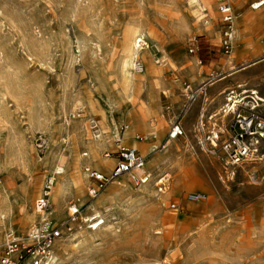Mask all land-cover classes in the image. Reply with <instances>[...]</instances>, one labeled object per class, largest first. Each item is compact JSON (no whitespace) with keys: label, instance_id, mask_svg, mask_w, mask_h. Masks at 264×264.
<instances>
[{"label":"rangeland","instance_id":"374dc122","mask_svg":"<svg viewBox=\"0 0 264 264\" xmlns=\"http://www.w3.org/2000/svg\"><path fill=\"white\" fill-rule=\"evenodd\" d=\"M225 2L233 6L236 28L233 0H0V263L8 234L27 242L38 223L36 201L56 160L85 181L59 209L50 200L53 226L72 228L54 246L56 264H264V141L250 161L231 168L209 152L212 135L234 116L221 109L228 90L216 104L205 102V92L187 99L193 70L206 60L199 63L205 32L220 34L219 48L231 50L223 45V15L216 8ZM132 29L150 47L144 44L137 60L157 62L165 83L151 101L148 84L128 99L116 87V63ZM194 37L200 50L191 54ZM212 74L214 82L221 78ZM136 111L147 124L135 127V139H125L134 124L128 116ZM256 111L264 119V106ZM175 121L183 133L172 139ZM97 135L109 141L101 157L114 159L106 171L94 162L76 163ZM134 143L152 151L145 165L150 181L123 176L93 197L97 182L90 172L109 174L119 146ZM196 193L204 199L194 200ZM72 202L80 210L74 221ZM106 208L99 228L87 229L95 211Z\"/></svg>","mask_w":264,"mask_h":264},{"label":"built area","instance_id":"2783aa9c","mask_svg":"<svg viewBox=\"0 0 264 264\" xmlns=\"http://www.w3.org/2000/svg\"><path fill=\"white\" fill-rule=\"evenodd\" d=\"M263 5L264 0H259L251 6L253 9H257ZM216 8L217 11L223 15V45L227 49H231L232 42L235 39V15L233 6L229 2H225L218 4ZM199 50V40L194 37L190 41L189 52L191 54H196ZM202 62V59H199V63ZM142 67L143 64L141 61L137 60L135 64L136 70L140 71ZM215 77V75L211 74V76L198 88L188 93L187 99L189 101L194 100L198 93H204L206 86L211 83ZM231 94V103L235 101L244 102L243 98L241 99L239 96H235L234 93ZM251 100L252 102L246 101L248 111H246L245 114L240 112L241 108H244L243 106L229 114L234 115L232 116L229 127L225 128L226 130L214 133L210 140L209 152L212 155L222 156V160L226 165L234 169L250 161L251 159H249V157L259 152L261 144L264 141V119L260 117L256 111L258 108L257 105H259L258 101L254 99ZM241 105L244 104L241 103ZM182 133L183 131L180 123L175 121L169 133L170 138L174 139ZM223 133L226 134L224 137H222ZM115 154L116 164L109 174H102L95 170L90 172V176L97 182V187L90 190V194L93 197H96L109 183L125 175L129 176L136 184H144L149 180V176L145 169L147 158L142 155L138 149L132 146H119ZM87 171H90V169H87ZM52 188L53 182L47 180L43 186L40 198L36 201L38 212L46 216H51L53 214V208L50 202ZM193 197L194 200H202L205 196L201 193H196ZM71 204L72 206L69 208V218L71 221H74L80 210L75 202ZM171 208L178 209V206L173 203ZM65 229L66 230H64L63 224L51 228L41 226L34 227L27 234V242H21V239L15 237L13 233H9L8 236L10 239L0 264H49L53 246L56 244L57 240L63 238L66 231H71L72 228L66 225Z\"/></svg>","mask_w":264,"mask_h":264},{"label":"crops","instance_id":"0c3cea01","mask_svg":"<svg viewBox=\"0 0 264 264\" xmlns=\"http://www.w3.org/2000/svg\"><path fill=\"white\" fill-rule=\"evenodd\" d=\"M233 1L237 2L235 9L238 16L236 36L231 50L219 48L222 45L220 34L205 32L202 46L204 55L201 59L203 61L205 57L206 60L200 70H193L194 89L206 81L213 71L221 74V78L212 81L210 87L206 86L205 102L208 99L215 104L221 102L223 94L228 90L227 95L232 96L231 91L234 92L235 96L243 98L245 105H247L246 101L252 102L251 99H254L258 101V107L264 106L262 101L264 99V5L253 9L251 5L259 0ZM224 52L229 55H224ZM227 95L225 105L229 101ZM241 103L242 101H239L237 104L238 109L242 106ZM221 109L225 113V108ZM213 117L210 115L207 120H213Z\"/></svg>","mask_w":264,"mask_h":264},{"label":"bare ground","instance_id":"6f19581e","mask_svg":"<svg viewBox=\"0 0 264 264\" xmlns=\"http://www.w3.org/2000/svg\"><path fill=\"white\" fill-rule=\"evenodd\" d=\"M143 36H144L143 33L139 29H134V30L132 29L124 36V42L122 44L123 48L121 50V55H120V57L116 63L115 73H116L117 78L115 76L114 77L119 81L118 82L119 85H116V87H118L119 92L126 99L132 97L133 93L136 94V97L138 94H141V93H139V88H138L139 84H145V85L148 84L147 96H148V99L151 101V97L153 94H156V97H157V95L159 93H161L162 86L165 83H162V81H160V78H159L160 72H159V69L156 65L157 62L147 61V63H145L143 65L142 70H140V71H137L135 68V60L140 58L139 55L142 52V50L144 49V44L146 45L147 48H150L148 42L143 41V43H144L143 45L140 43L143 40L142 39ZM234 36H236V28L235 27H234ZM137 73H139V74H137ZM141 88H143V87H140V90H141ZM231 93H234V92H231ZM228 95H230V94H228ZM229 97L230 98H228V100H230V101H228L227 104L224 106V108H226V109H224L225 114H229L230 112L231 113L235 112L238 109L237 104H239V101H235L234 103H231V100H232L231 97L232 96H229ZM262 101H264V99ZM141 106H143V103ZM128 117H129V120H132L134 124H131V127L127 126V129L125 132V139H135V137H134L135 127L144 126L143 124L145 123V115H143L142 112L138 113L136 111V112H131V114ZM145 124H147V123H145ZM103 125L106 126L107 125L106 122H104ZM112 131H114L113 135L116 134V136H118L117 135L118 131H116L115 127L112 128ZM118 141L119 142L122 141L120 137L116 142H118ZM168 143H169V141H168ZM108 144H109V141L105 135L91 136L89 138L88 142L86 143L88 148L86 149V151L84 153L78 155V157L76 158V163L81 164L82 162H87V163L94 162L97 164V167L100 170H104V171L108 170L111 167L112 163L114 162V159L101 157V150L104 147H106ZM134 146H135V148L139 149L142 152V154L146 157L148 155H150L152 152V151L147 150V148L145 146L139 147L135 143H134ZM49 168H50V171L48 172V174L50 175V176H48L50 178L49 180L51 182H53V185H55V186H53L55 189L52 191L53 193H52L50 200L54 201V203H56L57 208L59 209V207L63 204L65 197L72 191V187L75 186L77 190H80L81 187L83 188L85 181H84L83 175L81 177L80 176L75 177V178L71 177V175L67 173L66 168L59 165L56 160L54 162H52V165ZM147 174L149 176V180L146 183H148L150 181V177L152 176L151 173L147 172ZM125 176H127V175H125ZM146 183H144V184H146ZM147 190H149V189H147ZM34 194H35V192H34ZM108 210L109 209L106 208V210L103 213H101L99 211H95L94 215L96 217L98 216L99 218L98 217L97 218L91 217L93 223L91 226H87V229L92 227V228H94L93 230L95 231L97 228H99L98 226H100L103 222L101 220L102 216H103L102 214L108 212ZM54 212L55 211L53 210V217L52 216H46L45 214L38 212L39 221L37 224H35L34 227L41 226V227L48 228V227L53 226V223H56V221H57L55 218ZM56 215H57V218L61 217V216H59V213ZM35 216H36L35 213L28 215L27 216L28 222L32 223L33 221H35ZM90 216H91V214H90ZM51 217L53 219H51ZM79 232H81V231H79ZM79 234H81V233H79ZM54 246H53V252H52L49 264L51 263V261L56 264L58 259H59V256H54L55 255ZM56 247H57V245L55 246V249H56ZM66 248L67 247L64 248L65 251L67 250Z\"/></svg>","mask_w":264,"mask_h":264}]
</instances>
